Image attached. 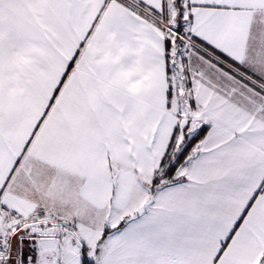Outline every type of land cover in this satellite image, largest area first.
<instances>
[{"label": "snow or ice", "instance_id": "snow-or-ice-1", "mask_svg": "<svg viewBox=\"0 0 264 264\" xmlns=\"http://www.w3.org/2000/svg\"><path fill=\"white\" fill-rule=\"evenodd\" d=\"M0 264H264V0H0Z\"/></svg>", "mask_w": 264, "mask_h": 264}]
</instances>
